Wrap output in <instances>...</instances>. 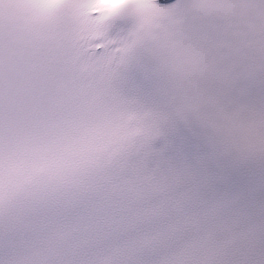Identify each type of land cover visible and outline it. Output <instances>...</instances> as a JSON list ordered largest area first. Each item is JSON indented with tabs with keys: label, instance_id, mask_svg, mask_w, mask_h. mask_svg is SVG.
<instances>
[{
	"label": "snow or ice",
	"instance_id": "obj_1",
	"mask_svg": "<svg viewBox=\"0 0 264 264\" xmlns=\"http://www.w3.org/2000/svg\"><path fill=\"white\" fill-rule=\"evenodd\" d=\"M153 2L169 15L145 39L87 45V76L53 8L0 0V264H97L82 250L113 243L105 264H264V0ZM60 191L77 226L25 255L23 193Z\"/></svg>",
	"mask_w": 264,
	"mask_h": 264
}]
</instances>
